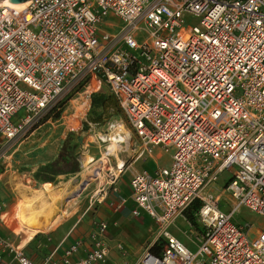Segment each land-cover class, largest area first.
<instances>
[{
	"label": "built area",
	"instance_id": "obj_1",
	"mask_svg": "<svg viewBox=\"0 0 264 264\" xmlns=\"http://www.w3.org/2000/svg\"><path fill=\"white\" fill-rule=\"evenodd\" d=\"M28 11L0 7V146L97 79L136 154H171L129 178L132 215L159 229L137 264H264V229L233 221L244 207L264 218V0H30ZM196 203L191 249L170 229ZM107 232L100 222L85 256L79 240L42 264H105ZM15 260L35 264L20 247Z\"/></svg>",
	"mask_w": 264,
	"mask_h": 264
},
{
	"label": "rangeland",
	"instance_id": "obj_2",
	"mask_svg": "<svg viewBox=\"0 0 264 264\" xmlns=\"http://www.w3.org/2000/svg\"><path fill=\"white\" fill-rule=\"evenodd\" d=\"M186 23L192 26L198 24L190 17H186ZM99 93L112 96L108 88L97 79L93 80L91 87L87 84L76 86L71 94L64 97L52 109L34 118L30 127L16 141L0 146V226L7 233L8 241L12 240L17 245L25 238V234L15 232L16 225L29 232L42 230L39 235H55L63 238L82 219L85 212L96 209L104 201L110 191L113 178L121 177L123 173L128 176L132 169L140 170L147 167L148 156L139 157V154H136L133 144L136 134L130 127L122 107L119 105L117 109L114 102L103 110H95L91 107L90 97ZM118 125H122L123 130H117ZM117 132L122 133L123 137L125 132L129 133L128 147L122 144L123 150L117 157L114 155L106 157L108 166L99 176L100 178H96L99 168L97 163L103 153H107L106 149L111 143L109 140L104 142L103 137L108 139V136H115ZM153 152L156 153L157 160L163 155L169 164L171 163V154L165 152L163 148L156 147ZM62 157L70 160L76 158L79 170L71 173L69 169L73 165L65 166L64 163H60L59 166L68 173L53 176L47 182L36 177L44 167L60 162ZM89 158L94 161L88 162ZM120 162L125 164L123 169H119ZM230 176L229 173H225L219 184L227 183ZM89 177L92 181L82 190L79 189V197L74 199L68 196L69 198L65 197L53 204L51 197L44 195L42 199L37 195L38 192L44 191V187H52L54 195L63 193L66 189L71 192ZM27 201L33 203V207L37 208L34 207V211L39 214L35 213L38 220L31 224L25 223L29 226H23L20 223V220L23 221L21 205L28 204ZM43 201H47V204ZM42 203H45L43 207ZM198 205L199 203L195 204ZM195 206L184 213V218L178 219L184 220L186 224L178 221L173 227L187 245L193 244V232L198 226L194 214L197 209ZM221 207L224 211L231 209L226 200L221 202ZM233 221L238 226H252L251 230L254 233L264 229V218L245 207L238 210ZM153 226L152 238L157 228L155 223ZM148 245L149 243L144 248L146 249ZM118 250L121 254L124 251ZM131 254L135 256L134 253ZM122 255L126 257V254ZM112 260L108 259L105 264H115Z\"/></svg>",
	"mask_w": 264,
	"mask_h": 264
},
{
	"label": "crops",
	"instance_id": "obj_3",
	"mask_svg": "<svg viewBox=\"0 0 264 264\" xmlns=\"http://www.w3.org/2000/svg\"><path fill=\"white\" fill-rule=\"evenodd\" d=\"M155 155L156 153L153 152L152 155L148 156L147 167L140 170L132 169L131 173L143 170L154 171L166 168L171 164H169L167 158L165 159V156L161 155L157 160ZM151 160L154 162H149ZM131 173L128 176H125V173H123L121 177H118L114 187H110V191L104 198V201L96 209L85 212L82 219L63 238L56 237L55 235H39L42 230L29 232L20 229L16 225L15 232L25 234L23 241L16 245L12 240H7V233L0 226V255L2 257L0 264H17L15 260L16 247L23 249L24 254L35 264H42L51 256L56 259L60 258L66 249L79 240L84 242V247L81 249L79 256H85L87 243L100 222H105L108 225L107 234L110 246L108 259H113L112 261L115 264H137L142 255L155 243L159 229L156 223L149 217L142 215L136 218L132 215V211L136 206L131 199L129 181ZM36 220L27 224L34 223ZM178 221L185 223L181 219ZM20 223L23 226H29L21 220ZM153 223H155L157 228L152 238L154 233ZM22 225L19 226L25 228ZM173 227L170 229L171 233L180 239L179 234L173 230ZM182 242L185 243L184 241ZM148 243L149 245L145 249L144 246ZM187 246L191 249L195 248L193 244ZM118 249H123L122 254H126V257L119 253ZM131 253H134L135 256L133 257Z\"/></svg>",
	"mask_w": 264,
	"mask_h": 264
},
{
	"label": "bare ground",
	"instance_id": "obj_4",
	"mask_svg": "<svg viewBox=\"0 0 264 264\" xmlns=\"http://www.w3.org/2000/svg\"><path fill=\"white\" fill-rule=\"evenodd\" d=\"M28 5H29V1L25 2V3H22V4H13V3H10L8 0H0V7H2L3 9H6L8 11H12L14 13H16L18 16L24 18V19H29L30 17V14H29V11H28ZM80 110V109H79ZM117 130H123V126L122 125H119ZM122 133H119L117 132L115 134V136H111L109 137L108 136V139H105V137H103V141L104 142H107L108 140L111 141L110 145L107 147V153H103V156L102 158L98 161L97 165H99L97 168V171L98 173V176L96 178H98L99 176H101L102 172H104V170L107 168L108 164L106 163L108 161V158L106 157H109L111 155H114L115 157H117L118 153L119 152H122L123 148H122V144H126V147H128V141L130 139L129 137V133L128 132H125V137L121 136ZM107 137V136H106ZM94 160L89 158L88 159V162H93ZM124 167V163L120 162V165H119V169H122ZM95 170V169H94ZM100 178V177H99ZM91 178H86L84 180V182H82V184L74 189L73 191L69 192L67 191H63V193H58L57 195H54L53 192H52V187H44V191H40L38 192V196L39 197H44V195L46 196H49L51 197L52 201H53V204L54 202H60L62 199H64L65 197H72L73 199L75 197H79V189L82 190L83 188H85L86 186H88V184L91 182ZM63 190V189H62ZM35 191V190H34ZM33 191V192H34ZM58 191V190H57ZM32 194V193H31ZM56 194V193H55ZM32 196V195H31ZM33 198H34V195H33ZM69 198V197H68ZM35 199V198H34ZM40 199V198H38ZM43 199V198H42ZM27 200V199H26ZM33 200V199H32ZM37 200V198L35 199ZM46 200V199H45ZM29 201V200H28ZM28 201L26 203H28ZM39 201V200H38ZM25 202V200H24ZM29 202H32L31 200ZM45 202V201H43ZM47 202V201H46ZM45 202V203H46ZM40 203V202H38ZM45 203L43 204L42 203V207L43 205H45ZM47 204V203H46ZM49 204V203H48ZM38 205V204H37ZM22 220L24 221V223H30L37 218V215L36 214H39V213H36L34 211V207H33V203H28V204H25L23 205L22 203ZM40 206V205H39ZM49 206V205H48ZM36 208V207H35ZM50 208V207H48ZM37 209V208H36ZM39 209V207H38ZM47 208H45L46 210ZM52 209V208H51ZM38 212V210H37ZM36 213V214H35ZM44 213V212H43Z\"/></svg>",
	"mask_w": 264,
	"mask_h": 264
},
{
	"label": "trees",
	"instance_id": "obj_5",
	"mask_svg": "<svg viewBox=\"0 0 264 264\" xmlns=\"http://www.w3.org/2000/svg\"><path fill=\"white\" fill-rule=\"evenodd\" d=\"M91 99V107L95 110H103V109H107L108 106L111 105V102H114L113 104L116 105L117 109H119V102L118 100L111 96H107L105 93H99V94H94L90 97ZM60 163H64L65 166H72V168H70L69 172L74 173L77 172L79 170V164L78 161L76 160V158L70 160L67 157H62L60 162L57 163H53V164H49L46 167H44L40 173H38V175L36 176L38 179L41 178L42 181L47 182L50 181L52 179L53 176H57L59 174H65L68 173V171L62 169L59 164ZM198 206H195V208H198ZM194 208V207H192ZM188 217L193 220L192 216H190L188 214ZM151 252H156L158 251L157 245H154L150 248Z\"/></svg>",
	"mask_w": 264,
	"mask_h": 264
},
{
	"label": "water",
	"instance_id": "obj_6",
	"mask_svg": "<svg viewBox=\"0 0 264 264\" xmlns=\"http://www.w3.org/2000/svg\"><path fill=\"white\" fill-rule=\"evenodd\" d=\"M8 1L13 4H22L30 0H8Z\"/></svg>",
	"mask_w": 264,
	"mask_h": 264
}]
</instances>
